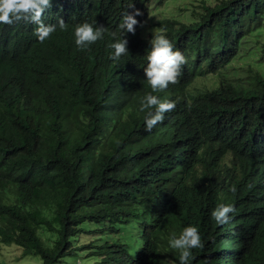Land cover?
Wrapping results in <instances>:
<instances>
[{
  "label": "clouds",
  "instance_id": "9594fccd",
  "mask_svg": "<svg viewBox=\"0 0 264 264\" xmlns=\"http://www.w3.org/2000/svg\"><path fill=\"white\" fill-rule=\"evenodd\" d=\"M59 1L63 6H78L85 21L72 31L62 18L44 22L42 15ZM93 2L0 0V25L16 22L13 29L31 49L42 75L33 99L43 111V120L83 130L97 142L95 154L105 155L104 164L116 171L107 176L117 184L145 185L141 191L120 194L111 206L112 217L87 221L90 226L99 225L87 233L122 235L114 227L121 229L117 227L122 226L121 220L130 221L142 212L143 204L151 201L146 188L155 183L154 197L159 195L164 206L155 205L156 224L144 227V232L154 235L158 250H178L179 264H191L192 250L202 246L200 235L209 234V230L191 225L169 229L178 192L165 184L182 175L187 186H202L219 201L210 219L223 226L213 229L222 252L232 262L245 259L264 264V201L245 199L240 191L244 187L245 193L251 194L259 171H264V18L253 31L241 29L232 59L215 65L219 48L184 44V49L175 46L177 50H173L159 23L174 18L150 21L153 0L141 10L122 12L117 28L91 23V14L82 7L96 8ZM194 5H186L193 18L176 20L198 21ZM127 7L132 9L134 4ZM4 34L5 29L0 31V42ZM69 62L83 71L77 80L66 69ZM190 69L196 72L190 73ZM195 73L198 75L193 76ZM179 83L186 85L185 90L175 92L172 84ZM18 88L17 79L8 83L9 99L15 98ZM96 88L104 93L91 99L88 93ZM112 90L126 97L121 106L110 97ZM189 94L201 98L190 100ZM196 101L199 109L192 108ZM218 102L226 112L219 117L212 114L213 124L189 132L187 121L198 119L206 110L213 112ZM74 158L60 157L53 168H64ZM135 235L141 234L135 231Z\"/></svg>",
  "mask_w": 264,
  "mask_h": 264
},
{
  "label": "trees",
  "instance_id": "16d2710c",
  "mask_svg": "<svg viewBox=\"0 0 264 264\" xmlns=\"http://www.w3.org/2000/svg\"><path fill=\"white\" fill-rule=\"evenodd\" d=\"M147 1L94 0L96 8H82L91 14L94 26L103 24L117 28L122 12L141 10L147 6ZM195 2L193 13L198 21L161 20L162 35L171 42L173 50H177L175 46L184 49V44L198 49L205 44L212 49L219 48L215 65L232 59L241 29L253 31L257 29L253 26L264 18V0ZM129 3H133L134 8L128 9ZM77 7L63 6L59 1L56 7L47 9L42 20L48 23L62 18L66 28L72 31L77 23L85 21ZM15 24L0 25V31L5 29L0 42V247L18 248L22 251L18 258L34 255L42 264H179L178 250L172 249L171 253L158 250L154 235L144 232V227L156 224L155 205L164 206L159 195L154 197L155 183L146 188L151 201L143 204L142 212L130 221L121 220L122 226H117L121 229L114 227L122 235H106L101 240L104 243L90 242L86 248L81 244L86 239L82 234L93 232L84 229L87 221L112 217L111 206L120 199V194L128 190L141 191L145 185L117 184L107 176L116 171L104 164L105 155L95 154L97 142L91 141L83 130L43 120V111L33 99L42 75L36 68L31 49L14 31ZM66 69L75 80L83 73L82 69L71 66V62ZM189 72L196 71L190 69ZM14 79L21 88L17 89L15 98L9 99L7 85ZM172 85L175 92L184 91L186 87L181 83ZM145 91L151 92L147 86ZM100 93L104 92L96 88L88 94L95 99ZM188 96L190 100L201 98ZM110 97L118 106L126 100L115 90ZM192 108L199 109L200 102L196 101ZM225 112L224 104L218 102L213 112L206 110L198 119L187 121L188 131L196 132L213 124L212 116L219 117ZM73 155L76 158L66 167L53 168L60 157ZM168 182L165 185L178 192V204L171 209L175 218L169 229L179 230L191 225L204 232L209 230V234L200 235L202 246L192 250L191 264H260L257 260L245 259L232 262L233 259L222 252L213 229L223 226L219 227L210 219V212L219 201L211 198L204 187L187 186L182 175ZM241 188L238 183V190ZM240 191L245 199L264 201V171H259L257 186L251 194H246L244 187ZM135 231L141 235H135ZM83 249H88L85 256L80 252ZM79 255L82 259L78 261ZM0 264H5L2 254Z\"/></svg>",
  "mask_w": 264,
  "mask_h": 264
},
{
  "label": "rangeland",
  "instance_id": "374dc122",
  "mask_svg": "<svg viewBox=\"0 0 264 264\" xmlns=\"http://www.w3.org/2000/svg\"><path fill=\"white\" fill-rule=\"evenodd\" d=\"M196 0H153L152 9L149 10V19L156 20L159 17L161 18H174V19H181L182 21H188L189 19L193 18L191 9L186 5H192ZM148 23V21H147ZM255 40L251 41V43H254ZM239 65L243 66V63L241 61L238 62ZM93 226H90L86 224L84 226V229H95L99 225L97 223H93ZM108 234V232L103 231L99 234L93 233L89 234L87 232H84L82 235H85L86 239L81 241V244H84V247L86 248L87 245L92 241L94 242L96 239L99 240V243H104L101 240L105 238V236ZM88 235V236H87ZM89 235L92 237L89 238ZM84 237V236H83ZM101 239V240H100ZM79 244V243H78ZM20 249L12 248L11 246H1L0 247V254L5 259V264H42V262L39 260L38 257L34 255H28L24 256L22 258H18L21 255ZM83 256L86 255L88 252V249H83L80 251ZM80 256V255H79ZM82 259V256L78 257V261Z\"/></svg>",
  "mask_w": 264,
  "mask_h": 264
}]
</instances>
